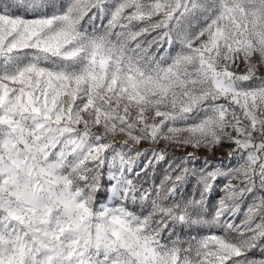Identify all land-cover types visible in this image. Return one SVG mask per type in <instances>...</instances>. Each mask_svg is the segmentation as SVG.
I'll return each mask as SVG.
<instances>
[{
    "label": "snow or ice",
    "instance_id": "6c2138e0",
    "mask_svg": "<svg viewBox=\"0 0 264 264\" xmlns=\"http://www.w3.org/2000/svg\"><path fill=\"white\" fill-rule=\"evenodd\" d=\"M0 264H264V0H0Z\"/></svg>",
    "mask_w": 264,
    "mask_h": 264
},
{
    "label": "rangeland",
    "instance_id": "374dc122",
    "mask_svg": "<svg viewBox=\"0 0 264 264\" xmlns=\"http://www.w3.org/2000/svg\"><path fill=\"white\" fill-rule=\"evenodd\" d=\"M144 146H146V145H144ZM190 150V149H189ZM178 155H179V153H177ZM198 155H205V153H203V152H200V153H198ZM216 155L217 156H220V155H222V153L220 152V151H218L217 153H216Z\"/></svg>",
    "mask_w": 264,
    "mask_h": 264
}]
</instances>
